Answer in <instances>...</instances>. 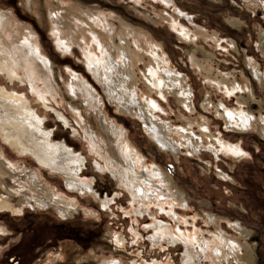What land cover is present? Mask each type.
<instances>
[{
  "label": "rangeland",
  "instance_id": "obj_1",
  "mask_svg": "<svg viewBox=\"0 0 264 264\" xmlns=\"http://www.w3.org/2000/svg\"><path fill=\"white\" fill-rule=\"evenodd\" d=\"M48 5L64 38L69 41L72 37L74 43L67 52L55 45ZM6 11L10 14L2 13ZM0 18L1 24L12 18L34 32L49 60L48 74L56 93L41 95L21 71L17 72L19 80L12 81L0 72V87L27 100L42 119L44 129L51 131L53 142L63 141L84 158L80 179L90 183L96 194L101 193V199L109 200L103 208L93 195L69 192L61 176L41 169L29 154L19 156L0 140V198L11 205L9 212L0 213V227L6 230L0 229V264H99L94 258L124 264H185L183 245L155 243L152 226L161 223L173 232L179 228L187 234L198 231L206 239L215 233L207 214L215 217L222 232L232 239L239 236L228 222L239 224L247 232L245 240H238L250 246V264H264V132L255 128L228 130L222 116L224 110L241 108L256 119V126L264 124V0H0ZM122 29L135 32L128 34L127 42L120 40ZM182 31L185 36H181ZM2 32L0 28L1 41ZM95 36L102 45L110 43L118 61L124 50L128 55V68L135 80L131 88L134 96L121 89L112 95L132 103V114L117 111L110 101L104 65H97L101 73L105 70L99 77L95 65L86 63L88 59L95 64V57L101 58L98 45L92 41ZM145 41L158 48L170 72L183 78V88L189 87L191 111L175 94L163 98L148 90L143 76L156 63ZM136 52L141 54L140 62ZM203 69H209L212 78L227 76L230 81L244 83L249 92L225 95L206 83ZM73 87H79L80 93L73 92ZM85 90L90 94L83 96ZM148 97L162 110H154V118L172 129L190 127L197 137L201 134L199 126L207 122L210 135L242 150L241 159L207 149L191 154L181 148L177 157L161 150L144 130L137 105ZM205 98L210 108H203ZM101 112L125 132L130 148L148 167L159 168L172 180L175 188L169 185L170 191L177 190L188 205L174 207L177 219L168 206L160 211L157 202L141 213L126 188L106 170L95 168L96 163L104 166V162L95 154L97 151L91 150L86 132L91 128L107 147L110 141L100 120ZM20 133L14 134L29 145L31 139ZM114 158L117 163L118 156ZM26 170L37 172L50 190L66 202H74L69 217L62 218L56 208L37 203L41 195L32 191ZM164 193H168L166 189ZM61 227L65 236L57 237Z\"/></svg>",
  "mask_w": 264,
  "mask_h": 264
},
{
  "label": "bare ground",
  "instance_id": "obj_2",
  "mask_svg": "<svg viewBox=\"0 0 264 264\" xmlns=\"http://www.w3.org/2000/svg\"><path fill=\"white\" fill-rule=\"evenodd\" d=\"M49 7L48 5L47 8L50 13L49 19L51 22L50 28L55 45L59 51L67 52L69 46L74 42L72 41V37L69 41L64 38L58 27L59 23H56L57 19H55L54 16L51 17L52 10ZM2 13L5 15L10 14L9 11ZM88 17L90 18L91 16ZM9 19L10 20L4 19L3 24L0 22V28L3 29V41L0 40V72L6 73L7 77L12 81L19 80L17 72L21 71L29 80L32 89L37 92L40 91L41 95L45 93L55 94L56 89L51 84V77L48 74L50 71V63L43 55L39 43H37L36 35L27 25H22L12 18ZM124 29H122L119 34L122 39H119L127 42L128 34L134 35L135 32L131 31L132 29L130 31H124ZM181 34V36H185L184 31H182ZM99 40L95 36L92 41L98 45L101 58L95 57V64L93 63L94 61L90 62L88 59L86 63H88V66L95 65L96 73L99 77L106 70L104 79L110 82L108 87L111 88L107 87V90L109 89L110 101L116 104L117 111L132 114V103L126 101V99L124 100V97L118 96L119 98H114L112 95L113 91L117 89V91H120L119 89H121L122 92L123 90H129V96H134V91L131 90V88L135 85V80L131 68H128L130 65L128 55L126 56L124 54L125 50L122 49L124 50L123 53L120 52L122 53L120 54L122 55L120 56L122 60L118 61L115 55L116 52L111 48L110 43H103L102 45ZM262 40H264V37H262ZM146 42L147 41H145V43ZM148 48L149 49L146 50H150V55L153 56L152 58L156 63L155 67L151 66L143 76L148 90L158 93L159 96L163 98H165L166 94H175L178 101L183 104L188 111H191L193 105L191 104L192 93L189 87L183 88V78L170 72L171 70L166 60L159 56L157 47L150 45ZM138 53L136 52L134 55H137L136 60L138 59L140 62L142 57L141 54ZM133 57L134 56H132V59ZM12 58L15 62H8ZM102 61L105 64H103ZM7 63H9V65ZM99 64L101 67L104 65L102 68L105 70H103L104 72L102 73L98 69L97 65ZM203 70L207 74V76H205L206 83L211 87L217 88L219 91L223 90L222 92L225 95L234 94V92H249L248 85L244 83L239 84L235 80L230 81L227 76L212 78L209 69ZM258 75L256 74L260 80ZM176 80L178 84L175 82ZM78 88L79 87H73V92L78 90ZM76 92H79V90ZM85 94L89 95L90 92L85 90L82 95L84 96ZM143 101L144 102L141 103L138 101L137 105H139V113L145 122L144 130L153 138V141L158 143L161 150L170 152L177 157L181 148L188 150L191 154H197L200 150L207 149L213 154L220 152L225 156H231L237 160L241 159L243 154L242 150L236 145L224 142L219 136L214 137L210 135L207 122H202L201 126H199L201 134L198 137L195 136L190 127L184 130L172 129L152 115L154 110L162 111L155 102L149 99V97ZM86 102L88 103V101ZM210 106L211 103L209 99L205 98L203 108L207 109L208 107L210 108ZM0 107L2 108V110L0 108V140L2 142L10 148H13L19 156L29 154L41 169L48 170L50 173L52 172L61 176L69 192H76L80 195H93L96 200L102 202V207L106 208L109 200H107V198L101 199L91 188L90 183L80 179L83 172L84 158L79 153H75V151L63 141H52L50 138L51 131H46L44 129L42 119L30 108L27 100L22 98L21 95L9 92L5 88L0 87ZM221 107L222 104L218 108ZM95 108L100 110L98 105L97 107L95 106ZM218 108L217 110L215 108L216 112ZM222 116L226 123L225 128L228 130L247 131L251 128H255L259 130L260 133L264 132V124L256 126V119L251 116L248 111H244L241 108L236 111L224 110ZM60 120L65 123L63 118ZM100 120L103 122L102 124L106 131L107 139L110 141L106 148L102 145L103 142L101 138L96 136L91 128L86 132L87 141L91 146L89 147L91 150L97 151L95 154L99 155V159H102L104 162V166H101L100 163H96L95 168L102 172L106 170L120 183L121 187L126 188L131 195L132 202L139 205L141 213L144 212V208L148 209L149 205L157 202L160 205V211L164 210V206H168L172 209L174 219H177L174 214V207L182 206L188 208V205L184 197L181 196L177 190L175 192L170 191L169 185L175 188L172 180L169 179L167 174L162 173L159 168L148 167L135 150L130 148L125 132L113 121L108 122L103 112H101ZM17 121L22 122L18 124L16 123ZM148 122L150 123L149 126L147 125ZM262 123H264V120ZM19 126H23V128L17 130L14 128H18ZM15 132H21L20 135L24 138L28 136L29 139H31V142L29 141L30 143L27 142L29 145H26V143L24 144L21 137L18 134H14ZM100 148L105 149L106 153ZM114 155H117L119 158L117 163ZM26 173L32 191L36 190L40 193L39 195H41L39 198L35 197L37 203L46 207L51 206L56 208L62 218L69 217L74 207V202H66L63 196L50 190L44 184L43 180H41L37 172L26 170ZM154 181L158 182L156 186L153 185ZM164 189H166L168 193H164ZM10 210L11 205L8 200L0 198V213L9 212ZM205 217L209 224L215 228V233L213 235L208 234V238L206 239L204 234L198 231L187 234L180 232L178 228L177 232H173L167 225H161V223H159L160 225L154 224L152 226L154 231L152 240L155 243H166L171 246H175L180 242L184 247L182 256L185 264H231L232 262L237 264H250L249 254L251 253V248L246 243H241V241L238 240L239 238L245 240L247 232L244 231L239 224H231L228 222L230 228L235 230V232H237L236 234L239 236L238 239H232L222 232L220 224L217 223L215 217L208 214ZM0 229L6 231L1 227ZM114 242L118 244L117 240H114ZM94 259L99 264H124L120 260Z\"/></svg>",
  "mask_w": 264,
  "mask_h": 264
},
{
  "label": "flooded vegetation",
  "instance_id": "obj_3",
  "mask_svg": "<svg viewBox=\"0 0 264 264\" xmlns=\"http://www.w3.org/2000/svg\"><path fill=\"white\" fill-rule=\"evenodd\" d=\"M99 195H102L101 193L100 194H98V196ZM62 229V227L59 229V231H58V235H57V237H64L65 236V233H64V230H61Z\"/></svg>",
  "mask_w": 264,
  "mask_h": 264
},
{
  "label": "trees",
  "instance_id": "obj_4",
  "mask_svg": "<svg viewBox=\"0 0 264 264\" xmlns=\"http://www.w3.org/2000/svg\"><path fill=\"white\" fill-rule=\"evenodd\" d=\"M14 7V6H13Z\"/></svg>",
  "mask_w": 264,
  "mask_h": 264
}]
</instances>
